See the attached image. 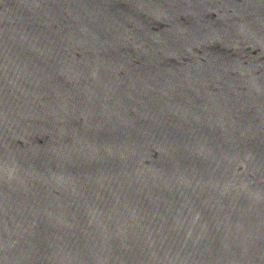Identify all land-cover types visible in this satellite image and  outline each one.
<instances>
[{"label": "water", "instance_id": "1", "mask_svg": "<svg viewBox=\"0 0 264 264\" xmlns=\"http://www.w3.org/2000/svg\"><path fill=\"white\" fill-rule=\"evenodd\" d=\"M0 264H264V0H0Z\"/></svg>", "mask_w": 264, "mask_h": 264}]
</instances>
